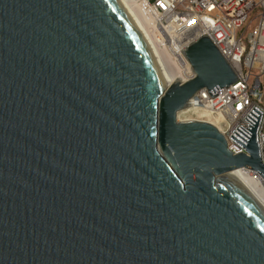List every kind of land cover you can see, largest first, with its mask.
<instances>
[{
	"label": "water",
	"instance_id": "obj_1",
	"mask_svg": "<svg viewBox=\"0 0 264 264\" xmlns=\"http://www.w3.org/2000/svg\"><path fill=\"white\" fill-rule=\"evenodd\" d=\"M168 83L119 0H0V264H264L263 113H178L237 82L204 36Z\"/></svg>",
	"mask_w": 264,
	"mask_h": 264
},
{
	"label": "built area",
	"instance_id": "obj_2",
	"mask_svg": "<svg viewBox=\"0 0 264 264\" xmlns=\"http://www.w3.org/2000/svg\"><path fill=\"white\" fill-rule=\"evenodd\" d=\"M151 17L156 42L181 65L180 80L193 78L183 51L208 37L229 63L237 82L217 91L197 93L191 107L216 120L233 155L246 154L231 137L255 108L263 113L258 130L264 164V0H137ZM201 117H204L201 114Z\"/></svg>",
	"mask_w": 264,
	"mask_h": 264
},
{
	"label": "bare ground",
	"instance_id": "obj_3",
	"mask_svg": "<svg viewBox=\"0 0 264 264\" xmlns=\"http://www.w3.org/2000/svg\"><path fill=\"white\" fill-rule=\"evenodd\" d=\"M119 1L129 13V15L133 18V20L136 22L137 26L145 36L147 42L153 48V52L155 53L156 58L158 59V62L161 66V70L163 71V74L168 83H173L174 81L180 80V76L178 74L179 70L181 69V65L178 62H175L170 54L159 48V46L157 45L155 33L151 22V17L147 16L146 13L142 11V8L137 0ZM187 113H191L192 115L197 116L199 118V121L211 124L216 129H218L219 132H221V129L218 126L216 120H212L208 114L201 113L199 110H196L192 107H190V109L186 111L178 113V122L193 121L187 119L182 120L180 118L181 114ZM201 114H203L204 117H201ZM234 172H237L241 176V178L249 185L253 193L264 205V181L262 180V178L258 174L246 169H239Z\"/></svg>",
	"mask_w": 264,
	"mask_h": 264
},
{
	"label": "rangeland",
	"instance_id": "obj_4",
	"mask_svg": "<svg viewBox=\"0 0 264 264\" xmlns=\"http://www.w3.org/2000/svg\"><path fill=\"white\" fill-rule=\"evenodd\" d=\"M180 118H181L182 120L187 119V120L199 121V118H198L197 116L192 115L191 113L181 114V115H180ZM202 122H203V121H202Z\"/></svg>",
	"mask_w": 264,
	"mask_h": 264
}]
</instances>
